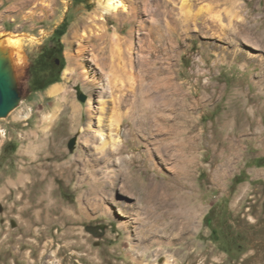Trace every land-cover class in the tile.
Segmentation results:
<instances>
[{
    "label": "rangeland",
    "instance_id": "374dc122",
    "mask_svg": "<svg viewBox=\"0 0 264 264\" xmlns=\"http://www.w3.org/2000/svg\"><path fill=\"white\" fill-rule=\"evenodd\" d=\"M124 1L131 17H108L109 31H131L136 59L153 58L156 31L169 26L179 37L178 80L205 96L191 110L193 130L204 132L201 155L187 172L174 167L187 136L179 110L156 123L151 109H134L139 125H123L116 147L106 115L102 148L99 98L111 90L94 38L74 32L99 0H0V33L22 35L23 60L5 46L18 97L0 117V264H264V0H192L186 20L172 0ZM49 45L62 57L64 89L55 94V84L32 87L29 71ZM133 74L137 83L140 66ZM234 119L248 120L246 129L233 130ZM219 132L235 135L240 152L221 173L211 142Z\"/></svg>",
    "mask_w": 264,
    "mask_h": 264
},
{
    "label": "bare ground",
    "instance_id": "6f19581e",
    "mask_svg": "<svg viewBox=\"0 0 264 264\" xmlns=\"http://www.w3.org/2000/svg\"><path fill=\"white\" fill-rule=\"evenodd\" d=\"M172 1L176 5L180 4V12L186 20V11L190 12V3L192 0ZM98 3L99 5L90 20H86L82 26L75 27L74 32L78 35V33L82 31V34L86 35L88 38H94V40L91 39V41L94 43L93 45L96 47L97 53L93 56V60L101 69L106 71L105 73L103 72V75L107 77V84L111 90L110 97L102 95L99 98L100 112L97 114L98 127L96 133L99 132L102 135V148L106 145L102 133V126L104 125L106 115L107 117L109 116L108 127L110 129V144L112 147H116L119 143L118 136L120 135L123 125H128L132 132H134L136 126L139 125L138 113L136 114L134 109H138L139 112L151 109V111L154 112L153 120L156 123L167 122L172 112L179 110L182 112L181 114L186 115L187 136L186 140L178 144V148L176 149L177 153L175 154H178L181 159L175 160L174 167L180 169L182 163H185L187 172V167L195 164L199 154L201 155L200 149L203 147L202 144L204 140L202 128L198 131L193 130V125L197 126L198 123L194 121L191 110H195L200 104V100L204 99L205 96L203 95L198 99L194 94L195 92L193 93L190 90L186 92L184 87L185 84L178 80L179 73L177 72L176 74V69H174L171 52L177 49L179 37H176L174 31H172L169 26L166 28L167 31H169L168 33L164 30H160L159 32L156 31V35L153 37L151 43V47L155 51L153 58L144 57L143 60H141V55L139 54V57L136 59L130 47L131 31L128 32V36H124L118 29H115V31L111 33L108 26V17H112L116 22L122 21V23H126L129 21L131 15H124L127 9L125 1L99 0ZM184 26H186V24ZM207 27L212 28L211 24H207ZM21 37V34L14 32H1L0 56L5 55V50H7L5 46L9 45L12 48L14 57H16V62H22L23 60L19 55V42ZM254 45L258 47V44L255 43ZM160 50L163 51L161 57L156 54ZM138 66H140L142 74L139 77V81L136 83L133 70H136ZM261 70L264 72V67H261ZM70 72H72L71 69H66L65 75ZM122 75L128 78V83L125 82ZM263 79L264 76L260 78V80ZM127 85H129V87ZM63 89V86L56 85L51 91V94L60 92ZM152 90L158 91V97H156L157 95L154 93L152 94ZM258 104L252 105L253 113H255V106ZM123 107L127 108V112L130 111L128 112L130 115H124L122 111ZM73 108L74 111L78 112L79 108L76 104H73ZM80 119L81 118H77L78 121L72 125V129H75L81 124ZM247 121L246 119H241L239 122V120L237 121L234 119L232 122L233 130L246 129ZM261 121L260 123H262ZM113 132H116V134ZM212 137L213 139L211 142L214 143V154L222 157L224 160V164L221 163L222 167H220L218 171L221 173L220 169H222L223 172H227L235 157L240 153H238L239 140H237L233 134L224 137L222 132L220 133V138L217 139L215 135ZM164 150L163 152L167 157L169 154L173 153V150L169 149L168 146ZM257 173L264 174V171ZM48 188L49 190L51 189L47 186V189Z\"/></svg>",
    "mask_w": 264,
    "mask_h": 264
},
{
    "label": "flooded vegetation",
    "instance_id": "af4514ba",
    "mask_svg": "<svg viewBox=\"0 0 264 264\" xmlns=\"http://www.w3.org/2000/svg\"><path fill=\"white\" fill-rule=\"evenodd\" d=\"M42 54H44L43 57H41ZM34 62L36 64L35 68L32 70L29 67L31 83L40 86L58 75L61 70L62 57L59 56L58 47L56 45H49L32 63Z\"/></svg>",
    "mask_w": 264,
    "mask_h": 264
},
{
    "label": "water",
    "instance_id": "95a60500",
    "mask_svg": "<svg viewBox=\"0 0 264 264\" xmlns=\"http://www.w3.org/2000/svg\"><path fill=\"white\" fill-rule=\"evenodd\" d=\"M18 97V92L11 87L9 77L8 59L4 55L0 56V117L6 116L14 106V102ZM81 99L85 100V96L81 95Z\"/></svg>",
    "mask_w": 264,
    "mask_h": 264
},
{
    "label": "trees",
    "instance_id": "16d2710c",
    "mask_svg": "<svg viewBox=\"0 0 264 264\" xmlns=\"http://www.w3.org/2000/svg\"><path fill=\"white\" fill-rule=\"evenodd\" d=\"M65 25V23L64 24H62V27ZM64 31L61 29V28H58L56 31H55V34H57L59 37H61V36H63L64 35ZM44 56V54H42V56L41 57H43ZM41 57H40V59H41ZM35 66H36V64H35V62L34 63H32L31 65H30V68L33 70L34 68H35ZM62 67H61V70L59 71V73H58V75L54 78V79H52V80H50V81H48V82H46V83H44V84H42V85H40V86H36V84L35 83H33L32 84V87L33 86H36L37 87V90H44V89H46L47 87H49V86H51L52 84H54V83H56V82H59L60 80H61V72H62Z\"/></svg>",
    "mask_w": 264,
    "mask_h": 264
},
{
    "label": "crops",
    "instance_id": "0c3cea01",
    "mask_svg": "<svg viewBox=\"0 0 264 264\" xmlns=\"http://www.w3.org/2000/svg\"><path fill=\"white\" fill-rule=\"evenodd\" d=\"M55 85H57L58 84V82H56V83H54Z\"/></svg>",
    "mask_w": 264,
    "mask_h": 264
}]
</instances>
